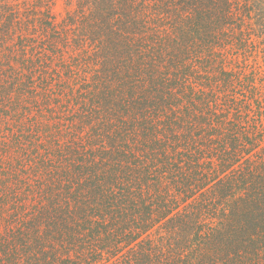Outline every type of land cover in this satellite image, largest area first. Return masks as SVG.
<instances>
[{"label": "trees", "instance_id": "1", "mask_svg": "<svg viewBox=\"0 0 264 264\" xmlns=\"http://www.w3.org/2000/svg\"><path fill=\"white\" fill-rule=\"evenodd\" d=\"M0 264H264V0H0Z\"/></svg>", "mask_w": 264, "mask_h": 264}, {"label": "rangeland", "instance_id": "2", "mask_svg": "<svg viewBox=\"0 0 264 264\" xmlns=\"http://www.w3.org/2000/svg\"><path fill=\"white\" fill-rule=\"evenodd\" d=\"M62 11H63V6H62L61 2H59L58 5L56 6V12L58 14H61Z\"/></svg>", "mask_w": 264, "mask_h": 264}]
</instances>
